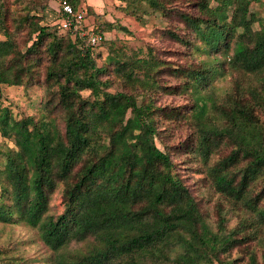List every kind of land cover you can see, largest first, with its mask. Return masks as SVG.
Returning a JSON list of instances; mask_svg holds the SVG:
<instances>
[{
    "label": "trees",
    "instance_id": "1",
    "mask_svg": "<svg viewBox=\"0 0 264 264\" xmlns=\"http://www.w3.org/2000/svg\"><path fill=\"white\" fill-rule=\"evenodd\" d=\"M53 1L0 0V102L4 87L41 92L31 116L0 104V130L18 149L0 152V225L37 231L50 252L40 262L0 247V264H240L235 250L264 264V17L251 11L264 0H113L139 21L177 18L184 32L161 37L188 61L105 38L101 65L100 45L47 23ZM89 15L93 33L127 32ZM164 95L192 104L161 106ZM176 123L192 134L168 144ZM182 163L198 167V180Z\"/></svg>",
    "mask_w": 264,
    "mask_h": 264
},
{
    "label": "rangeland",
    "instance_id": "2",
    "mask_svg": "<svg viewBox=\"0 0 264 264\" xmlns=\"http://www.w3.org/2000/svg\"><path fill=\"white\" fill-rule=\"evenodd\" d=\"M12 0H6V4H11ZM185 0H177L174 4L175 7H185L187 2ZM81 9H85L88 12V9L91 8L99 14H103V21L115 22L127 29L125 31H114L107 33L105 35L106 42H112L117 47H122L127 45L128 48L136 49H145L146 46H156L160 48L163 52V57L174 63L184 64L188 61V58L181 55V52L184 51L183 47L174 41L167 39L166 37H161V30L163 29H174L176 31L184 32V24L178 21L177 18H166L160 14L150 13L144 16L143 21H139L134 17L128 16L122 9L123 4L119 1L113 0H80ZM58 8L56 1L50 3V8L45 13L47 23H53L55 20V10ZM251 11L259 13L264 17V6L261 4H253L251 6ZM86 23L88 26L94 25V18L89 15L86 18ZM95 54H99L101 57L98 60L99 65H101L104 60L108 57V47L100 45L96 50ZM197 62V60H195ZM171 84L175 85L176 80L171 79ZM231 82V77H226L225 79L220 80L217 85L218 87H227ZM119 87L117 82L115 86L111 89L114 91ZM4 98L1 99L0 104L4 109H9L20 119L23 116L34 115L37 111L35 109L36 104L40 100L41 92L38 87L26 91L21 88H9L4 87L3 89ZM159 105L161 106H188L187 104H192L191 99L187 96H170L164 95L159 98ZM2 111L0 112V115ZM163 126V125H162ZM168 134L170 137L166 139L168 144H179L184 142L191 134L192 129L187 125V123H176L166 125ZM158 145L163 148V146L158 141ZM0 152L4 153H17L18 149L13 142L6 139L2 135L0 130ZM185 157H179L177 161L183 162ZM5 159L0 156V177L4 172ZM181 168L185 176L189 178V182H194L198 180L200 175L196 173L198 168L195 165L182 163ZM211 197L210 207L213 212V206L218 197ZM54 212L61 213L63 206L61 204V195L58 193L54 197L53 201ZM216 219V217H215ZM235 221L230 223V226L235 225ZM0 247H9L14 250V254L19 257L31 261H40L42 262L44 258L50 255L48 248L40 240L39 234L37 231L28 228L26 226L20 225H0ZM252 250L256 251L259 258L261 259L262 248L254 245ZM239 250H235L232 253V258L241 257L240 264H247V256L240 255Z\"/></svg>",
    "mask_w": 264,
    "mask_h": 264
},
{
    "label": "built area",
    "instance_id": "3",
    "mask_svg": "<svg viewBox=\"0 0 264 264\" xmlns=\"http://www.w3.org/2000/svg\"><path fill=\"white\" fill-rule=\"evenodd\" d=\"M58 4L55 12V23L65 32L78 35L82 39H87L91 46L98 47L105 36L93 33L92 28L87 25V11L76 9L72 0H54Z\"/></svg>",
    "mask_w": 264,
    "mask_h": 264
}]
</instances>
